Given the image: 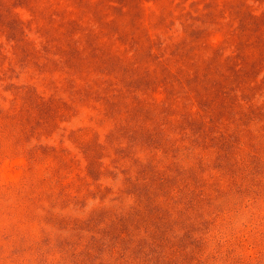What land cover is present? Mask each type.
<instances>
[{
    "label": "rangeland",
    "instance_id": "1",
    "mask_svg": "<svg viewBox=\"0 0 264 264\" xmlns=\"http://www.w3.org/2000/svg\"><path fill=\"white\" fill-rule=\"evenodd\" d=\"M0 264H264V0H0Z\"/></svg>",
    "mask_w": 264,
    "mask_h": 264
}]
</instances>
